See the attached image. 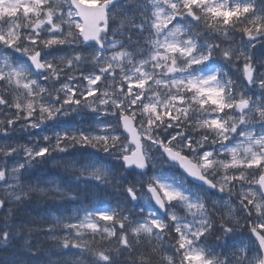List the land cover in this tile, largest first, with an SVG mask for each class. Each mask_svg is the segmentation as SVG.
Segmentation results:
<instances>
[{
	"label": "snow or ice",
	"instance_id": "snow-or-ice-1",
	"mask_svg": "<svg viewBox=\"0 0 264 264\" xmlns=\"http://www.w3.org/2000/svg\"><path fill=\"white\" fill-rule=\"evenodd\" d=\"M35 193L50 264H264V0H0V264Z\"/></svg>",
	"mask_w": 264,
	"mask_h": 264
},
{
	"label": "trees",
	"instance_id": "trees-1",
	"mask_svg": "<svg viewBox=\"0 0 264 264\" xmlns=\"http://www.w3.org/2000/svg\"><path fill=\"white\" fill-rule=\"evenodd\" d=\"M67 176L68 173L64 172L63 169H60L58 166L50 167L48 162L44 165L34 166V171L32 172L33 179L39 177L41 180L44 178L63 180L66 179ZM108 202L109 201L105 200L104 204ZM58 203L61 202L59 200H53L51 196H41L39 193L32 194L29 199H26L24 203L20 205L19 209H15L12 219L16 224L24 226L23 230L28 241L35 243V239L38 235H42L45 239L44 234L39 229L41 227H47V223L50 221L48 211ZM104 204L100 206H104ZM49 245L50 242L45 239V246L49 247ZM10 252L17 253V250L13 247L10 249Z\"/></svg>",
	"mask_w": 264,
	"mask_h": 264
},
{
	"label": "clouds",
	"instance_id": "clouds-1",
	"mask_svg": "<svg viewBox=\"0 0 264 264\" xmlns=\"http://www.w3.org/2000/svg\"><path fill=\"white\" fill-rule=\"evenodd\" d=\"M24 202H21L20 204L15 206V209H19L20 205H22ZM25 240H28L25 236L24 230L21 231L20 235L18 236L15 248L17 252L23 257L24 264H50V254H49V247L45 246V239L42 235H38L35 239V243L39 245L40 247V255L37 257H28L26 253L23 252V246Z\"/></svg>",
	"mask_w": 264,
	"mask_h": 264
},
{
	"label": "rangeland",
	"instance_id": "rangeland-1",
	"mask_svg": "<svg viewBox=\"0 0 264 264\" xmlns=\"http://www.w3.org/2000/svg\"><path fill=\"white\" fill-rule=\"evenodd\" d=\"M32 131H34V132H39V130L37 129V130H32ZM15 135H17V136H22L23 138L21 139V143H24V142H26L27 141V139H28V134H26V133H21V132H17V133H15ZM33 139H35V137H33ZM49 163V165H50V167H52V166H58V165H54L51 161H49L48 162ZM59 167V166H58ZM60 168V167H59ZM60 169H62V168H60ZM44 181H47V180H50V179H48V178H44L43 179ZM58 180V179H57ZM41 186H44V187H48V185H45V184H42ZM50 222V221H49ZM62 234V233H61Z\"/></svg>",
	"mask_w": 264,
	"mask_h": 264
},
{
	"label": "bare ground",
	"instance_id": "bare-ground-1",
	"mask_svg": "<svg viewBox=\"0 0 264 264\" xmlns=\"http://www.w3.org/2000/svg\"><path fill=\"white\" fill-rule=\"evenodd\" d=\"M38 206H39V205H38ZM37 208H38V207H37ZM37 208H36V209H37ZM32 210H33V209H32ZM32 212H33V211H32ZM37 212H38V210H37ZM41 213H42V212H41ZM43 213H44V212H43ZM44 214H45V213H44ZM39 215H40V214H39ZM42 217H43V216H42ZM46 217H47V216H46ZM32 220H33V219H32ZM29 226H30V225H29ZM29 226H28V227H29ZM33 226H34V225H33ZM35 226H36V225H35Z\"/></svg>",
	"mask_w": 264,
	"mask_h": 264
}]
</instances>
